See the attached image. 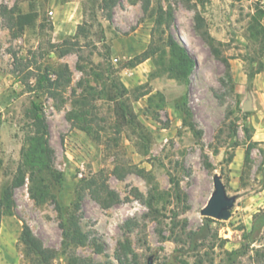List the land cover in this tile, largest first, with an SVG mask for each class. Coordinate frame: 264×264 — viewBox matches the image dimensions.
Here are the masks:
<instances>
[{
  "label": "rangeland",
  "instance_id": "obj_1",
  "mask_svg": "<svg viewBox=\"0 0 264 264\" xmlns=\"http://www.w3.org/2000/svg\"><path fill=\"white\" fill-rule=\"evenodd\" d=\"M143 1L120 0L108 21L104 0H0V203L6 188L12 203L10 213L0 204V264H41L22 240L24 226L55 252L49 264H264V229L243 248L264 209V53L249 32L264 0H151L147 13ZM160 8L172 11L169 30L156 25ZM196 13L222 44L232 81L195 31ZM169 34L195 61L187 85L169 73ZM118 96L146 141L116 116ZM182 102L199 137L182 123ZM34 105L48 126L61 193L33 163L13 186L27 161ZM215 176L235 198L228 220L201 215ZM91 180L119 201L104 207L106 194L98 201L85 188L77 215L88 242L66 244L56 202L69 207Z\"/></svg>",
  "mask_w": 264,
  "mask_h": 264
},
{
  "label": "trees",
  "instance_id": "obj_2",
  "mask_svg": "<svg viewBox=\"0 0 264 264\" xmlns=\"http://www.w3.org/2000/svg\"><path fill=\"white\" fill-rule=\"evenodd\" d=\"M120 0H104L102 8L108 11L107 20L112 19V9L119 3ZM151 0H144L142 4L143 11L147 13L149 11ZM256 15L252 17V22L249 27L250 39L258 44L259 52L264 53V26L261 21L264 17V11L257 7L255 9ZM22 18L28 19L27 16ZM173 20V14L170 9L163 11L161 8L159 9V16L156 20V25L159 27H164V30H169L171 23ZM194 29L200 35V37L205 41L208 45L212 55L219 59L226 68V77L232 81L230 67L228 64V59L223 56L221 47L222 44L217 42L214 38L210 36L206 28V21L201 16V14L196 13L194 16ZM165 46L169 49L171 58L169 62V73L176 80L182 82L187 85L189 83V76L191 75L194 67L195 61L188 53L185 47L180 46L175 42L173 37L169 34L167 35V39L165 41ZM69 52V49H65L61 51V55L63 56ZM148 52H144L143 54L136 56L131 61V66L139 64L144 60L148 59ZM82 68V67H81ZM80 68V69H81ZM62 79V74L59 73L58 81L55 83L56 86H60L59 80ZM54 84L49 83V87L53 88ZM111 101L115 104V114L116 116L123 122V124L127 126H131L134 130H137V136L140 141L145 140L146 138L143 135V128L136 121V117L132 108L126 104L125 100H123L122 96L112 97ZM79 104V101H78ZM177 110L182 115V123L184 126L188 127L191 131H193L196 136H200V131H195V126L192 123L191 112L187 107L186 102H182L176 106ZM74 114V113H73ZM78 115L79 113L76 112ZM71 115H68V119L71 120ZM81 115H78L80 117ZM33 127L34 134L31 137V145L28 149V154L26 157V162L23 163L21 168L17 171V176L15 177V181L13 186H21L24 184V171L27 168V164H32L36 168V173L40 171L48 172L51 176L54 177V180L59 185V192H62L63 187V177L59 173L50 172V156L51 151L48 146V126L46 120L39 109L38 105H34V114H33ZM249 159V150L246 153V161ZM27 163V164H26ZM39 170V171H38ZM33 172V171H31ZM78 188V187H77ZM88 189L91 192H94V196L96 200L100 201L99 195L101 193H105L106 196L104 199L100 201V203L104 207H109L112 204L119 201L117 194L112 191H108L106 185L103 183L102 185H97L94 180L88 181L85 183V187L80 185V189H76V195L74 201L70 204L69 207H66L60 202H56V209L62 218V222L60 224L64 242L73 246H85L88 242V236L83 233L79 226V218L78 212L81 208V200L83 199V190ZM4 206L6 212H11V190L6 188L2 192L1 203ZM211 220V219H210ZM264 229V209L256 213L253 217L252 226L249 232L245 233L243 238L246 243H244L243 248L249 246L258 241V237L260 236L261 230ZM22 240L24 244L34 253V255L39 259L41 264H49L51 260L55 258V252L51 250H47L43 247L41 241L37 239L32 232L29 230L27 226L23 227L22 230ZM97 246V245H96ZM98 252H100L99 247L97 246ZM101 264V263H98ZM109 264V263H106Z\"/></svg>",
  "mask_w": 264,
  "mask_h": 264
},
{
  "label": "water",
  "instance_id": "obj_3",
  "mask_svg": "<svg viewBox=\"0 0 264 264\" xmlns=\"http://www.w3.org/2000/svg\"><path fill=\"white\" fill-rule=\"evenodd\" d=\"M243 109L250 111L252 109V98L250 93L247 95V102ZM213 192L210 195L207 204L201 211V215L205 218L214 220H228L230 218V210L232 209L235 198L229 197L226 193L225 187L219 176L213 178ZM146 264H153L152 257L147 259Z\"/></svg>",
  "mask_w": 264,
  "mask_h": 264
}]
</instances>
